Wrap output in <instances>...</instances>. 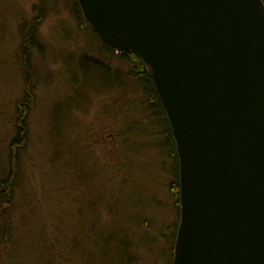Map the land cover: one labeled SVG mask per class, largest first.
<instances>
[{
	"label": "water",
	"instance_id": "1",
	"mask_svg": "<svg viewBox=\"0 0 264 264\" xmlns=\"http://www.w3.org/2000/svg\"><path fill=\"white\" fill-rule=\"evenodd\" d=\"M99 41L130 52L179 162L172 264H264L262 0H76Z\"/></svg>",
	"mask_w": 264,
	"mask_h": 264
},
{
	"label": "trees",
	"instance_id": "2",
	"mask_svg": "<svg viewBox=\"0 0 264 264\" xmlns=\"http://www.w3.org/2000/svg\"><path fill=\"white\" fill-rule=\"evenodd\" d=\"M61 1L70 3L78 29L72 37L79 35L76 40L85 42L83 53L70 60L67 57L66 94L56 100L49 114L48 132L57 144L50 159L61 182L57 190L72 205L65 214L67 222L60 221L54 228L46 226L53 232L49 245L47 237L42 241L39 235L48 246L50 259L45 261L41 247L30 251L25 244L16 263L53 264L55 255L62 264H77V259L79 264H141L143 256L157 255L152 244L157 247L161 241L168 249L167 264H172L180 220L179 162L148 69L133 53L104 46L86 24L76 0H40V12L44 6ZM42 19L35 16L20 23L16 35L27 85L32 73L31 50L41 46L37 29ZM94 101L101 105L97 116L112 121L97 132L99 136L94 135L93 126L83 122ZM28 106V101L22 100L15 107V120L21 125H15L16 134L3 159L6 166L0 172V254L4 259L12 252L11 264L16 249L10 248L11 239H2V235L15 228L13 208L22 177L19 151L25 146L24 137H20L25 132ZM100 145L102 156L94 150ZM155 184L157 189H166L172 199L174 224L169 226L168 235L160 226L162 218L155 213L162 210L152 189Z\"/></svg>",
	"mask_w": 264,
	"mask_h": 264
},
{
	"label": "rangeland",
	"instance_id": "3",
	"mask_svg": "<svg viewBox=\"0 0 264 264\" xmlns=\"http://www.w3.org/2000/svg\"><path fill=\"white\" fill-rule=\"evenodd\" d=\"M62 2L44 6L45 10L41 13L40 0H0V172L6 166L3 159L7 153L9 141L16 134L15 125H21L15 120L17 117L15 107L22 100L29 103L25 132L20 137H24L25 146L19 151L22 177L16 190L18 195L13 208L15 228L2 235V239L7 241L11 239L10 248L16 249L14 264L20 261L21 246L25 244L30 251L37 246L41 247L46 253L45 261L50 259L47 253L48 246L39 240V235L41 234L42 241L43 236L47 237L48 242L53 232L46 226L54 228L59 226L60 221L67 222L65 214L69 209L68 206L72 205L57 190V184L61 182L55 167L50 162L57 144L55 142L54 145V140L50 139L48 132L49 114L56 100L63 99L62 97L66 94L67 57L70 60L71 57L74 58L83 53L85 49L81 48L85 42L81 38L76 40L79 35L72 37L74 30L78 29L72 21L70 3L67 2L66 5ZM35 16L43 18L37 29V39L41 46L31 50L30 65L33 75L30 74L29 85H27L26 70L22 67L16 35L19 24ZM27 94L29 98L26 97ZM100 106L98 101H94L83 121L89 127L93 126L96 129L94 131L96 136H99L98 133L112 123L111 120L110 123L109 120L97 116ZM100 147L101 145L94 148L98 156H102ZM96 160L94 159V162ZM102 173L103 171L99 169L98 174L102 175ZM152 189H155L157 198L162 204V210L159 209V213H155L162 218L160 226H163V231L168 235L169 226L174 222L172 199L166 189L163 191L157 189L156 184ZM144 199L147 200V197L145 196ZM152 247L154 255H157L143 256L141 264H167L168 249L165 245L160 241L157 247L154 244ZM11 253L4 259L1 253L0 264H11ZM52 257L53 264H62V261H56L55 255ZM78 262L77 259V264Z\"/></svg>",
	"mask_w": 264,
	"mask_h": 264
}]
</instances>
